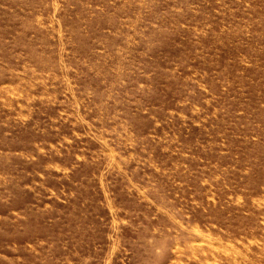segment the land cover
<instances>
[{"label":"rangeland","instance_id":"obj_1","mask_svg":"<svg viewBox=\"0 0 264 264\" xmlns=\"http://www.w3.org/2000/svg\"><path fill=\"white\" fill-rule=\"evenodd\" d=\"M0 264H264V0H0Z\"/></svg>","mask_w":264,"mask_h":264}]
</instances>
